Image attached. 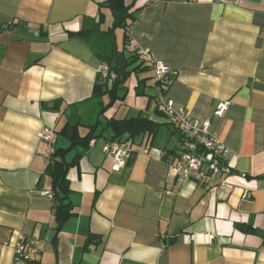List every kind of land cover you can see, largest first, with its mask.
Segmentation results:
<instances>
[{
	"label": "crops",
	"instance_id": "1",
	"mask_svg": "<svg viewBox=\"0 0 264 264\" xmlns=\"http://www.w3.org/2000/svg\"><path fill=\"white\" fill-rule=\"evenodd\" d=\"M106 1L0 0V264H15L19 233L40 242L33 264H264V0H124L140 9L125 56L148 50L172 74L163 89L152 69L133 72L101 115L110 97L93 89L100 56L113 51ZM162 97L212 122L229 150L225 199L217 180L171 176L183 141L157 114ZM221 102L229 107L214 117ZM141 114L160 129L115 140L132 157L114 171L108 123ZM95 125L87 150L73 146L75 131ZM44 129L58 133L53 150L70 149L67 163L76 158V214L61 228Z\"/></svg>",
	"mask_w": 264,
	"mask_h": 264
},
{
	"label": "built area",
	"instance_id": "2",
	"mask_svg": "<svg viewBox=\"0 0 264 264\" xmlns=\"http://www.w3.org/2000/svg\"><path fill=\"white\" fill-rule=\"evenodd\" d=\"M137 55L141 63L151 67L156 80L161 83L163 89H166L167 80L172 74L170 67L162 62H155L148 50L142 49ZM97 72L105 80H114L116 77L115 74L110 73L106 63H102ZM161 106L165 110L170 124L185 139L179 159L171 165V176L178 182L192 180L209 183L217 180V188L221 198L225 199L230 189L231 169L226 162L229 150L212 131V122L210 120L199 122L193 119L183 106L177 107L171 99L162 97ZM228 107V102L219 103L214 111V117H223ZM39 138L48 145V149L53 153V144L58 138V133L53 129H44L39 134ZM201 148L203 153H199ZM104 152L113 161L112 169L114 171H121L127 167L132 157L131 149L119 141L107 143ZM47 195L53 198V192L47 193ZM39 244L37 238L27 241L24 235L19 233L15 246V264L36 263L39 255Z\"/></svg>",
	"mask_w": 264,
	"mask_h": 264
},
{
	"label": "trees",
	"instance_id": "3",
	"mask_svg": "<svg viewBox=\"0 0 264 264\" xmlns=\"http://www.w3.org/2000/svg\"><path fill=\"white\" fill-rule=\"evenodd\" d=\"M135 2L136 1H133L131 4H126L124 0H107L101 5V7L104 6L110 9L114 19L113 25L106 34L110 35V38L112 39L115 28L117 26L123 27L125 31L124 44L126 46L130 41V30L137 21V13L140 10L135 9ZM102 16L103 15H100L99 24L103 23ZM128 21L130 22L128 23ZM100 60L109 66L111 74L116 75L114 80H105L99 75L100 77H98V80L94 85L93 97L98 98L105 95L110 97V101L104 105L101 110L102 115L114 105L117 99L122 98L119 97L117 91L120 88H123V85H126L127 80L133 72L137 73L138 71H147L150 70L151 67L141 63L137 54H132L130 57H126L125 53L120 54L116 48H113L112 54L110 56H100ZM131 67L132 70L129 71V68ZM147 80L148 79L140 80L139 83L146 82ZM156 81L159 83L158 80ZM159 84L161 85V83ZM160 106L158 107L159 109ZM164 113L165 110L163 107L159 111L157 110V114H160L161 116H163ZM108 126H111L115 132L114 141L120 139V137L126 133L130 134L131 139L142 134H146L153 138L157 135L160 129L159 124L154 123L148 117L142 114L138 117L130 119L125 118L123 120H111L108 123ZM96 127V125L91 127L89 133L84 137H79L75 131L74 138L72 139L73 146L81 145L85 147V150H87L91 141L101 136L96 135ZM64 131H66V128H64ZM182 141L184 144L185 139L183 136ZM69 152L70 149H55L50 159L51 176L53 180L52 192L53 200L55 201V216L59 228H61L62 225L69 220V218L76 214L73 206L67 202L69 195L72 192L70 181L67 177V171L68 168L76 161L75 158L71 164L66 162L65 157ZM199 153H203L202 148L199 149ZM128 165H130V161L128 162Z\"/></svg>",
	"mask_w": 264,
	"mask_h": 264
},
{
	"label": "rangeland",
	"instance_id": "4",
	"mask_svg": "<svg viewBox=\"0 0 264 264\" xmlns=\"http://www.w3.org/2000/svg\"><path fill=\"white\" fill-rule=\"evenodd\" d=\"M113 17H109V20H108V23H106L105 26H103V30H106L108 29V27H111L113 25ZM130 21H128L129 23ZM124 35H125V31H124V28L121 27V26H117L114 30V33L112 35V45L111 47L113 48H116V50L121 54V53H124V47H125V44H124ZM110 43V42H109ZM111 44V43H110ZM131 83V79L128 81V85ZM99 120V115L97 116L96 118V123L98 122Z\"/></svg>",
	"mask_w": 264,
	"mask_h": 264
},
{
	"label": "water",
	"instance_id": "5",
	"mask_svg": "<svg viewBox=\"0 0 264 264\" xmlns=\"http://www.w3.org/2000/svg\"><path fill=\"white\" fill-rule=\"evenodd\" d=\"M72 137H73V135H72Z\"/></svg>",
	"mask_w": 264,
	"mask_h": 264
}]
</instances>
